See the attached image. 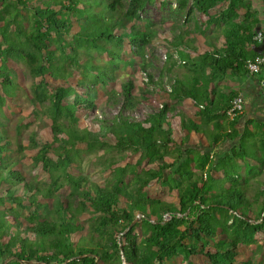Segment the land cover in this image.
I'll list each match as a JSON object with an SVG mask.
<instances>
[{
    "label": "trees",
    "instance_id": "trees-1",
    "mask_svg": "<svg viewBox=\"0 0 264 264\" xmlns=\"http://www.w3.org/2000/svg\"><path fill=\"white\" fill-rule=\"evenodd\" d=\"M157 1L0 0V109L20 85L13 59L26 64L33 79L36 117L52 119V139L39 144L32 133L27 146L20 138L22 117L14 126L16 149L0 127V264H195L194 258L203 264H264V127L256 128L257 136L246 128L231 150L215 152L240 135L236 125L244 97L220 83L250 73L247 61L261 55L255 39L259 13L250 0H176L185 25L197 10L205 27L224 26L222 45L197 57L183 37L175 48L162 49L167 61L176 62L172 66H187L194 79L185 83L170 76L168 98L190 100L199 121L174 114L166 100L145 119L134 120L126 113L152 105L155 92L149 87L158 85L162 92L164 85L148 72L157 71L146 53L155 31L141 17ZM224 2L225 10L212 12ZM127 66L147 75L139 96L134 74L119 80ZM206 75L208 87L201 89ZM59 79L65 84L52 88ZM112 82L117 88L108 92L109 100L118 103L122 95L121 111L111 122L95 117L97 131L81 127L80 116L98 107V92ZM240 97L243 110L230 113ZM192 133L208 144L202 138L191 143ZM28 147L37 149L33 168L42 166L49 185L14 162V153L24 155ZM100 149L119 152L105 163L111 170L105 185L81 174L82 156ZM253 184L258 187L251 195ZM159 188L168 198L153 196ZM252 245L254 254L243 260L241 247Z\"/></svg>",
    "mask_w": 264,
    "mask_h": 264
},
{
    "label": "rangeland",
    "instance_id": "rangeland-1",
    "mask_svg": "<svg viewBox=\"0 0 264 264\" xmlns=\"http://www.w3.org/2000/svg\"><path fill=\"white\" fill-rule=\"evenodd\" d=\"M159 1L154 3H149L146 6V9L141 13L142 19L145 21V25L147 28L151 31H155L153 35V41L146 47V53L150 56V62L155 63V68L157 69L156 73L154 72L153 68L148 69V72H154V75H158L160 73V70L163 68V65L166 64L165 59V51H163V41L162 37H160V33L163 34L165 31V28L161 26V24H164V18L166 17V14H161L159 9ZM177 7V5L175 6ZM170 16V11L167 10V17ZM189 44V43H188ZM126 56H129V51L126 50L125 52ZM142 62V60H137L136 63L139 65ZM150 62H148L150 64ZM10 65L15 68L18 72V80H19V87L18 91L15 94L14 98H7V102L4 105L3 108L0 109V127L1 129H6L7 131V137L12 139L13 141V148L16 149L17 145L15 140L17 139V133L14 129L15 124H17L21 119L25 118L22 121V127H21V140L25 145H29L28 139H26L30 134H35L37 142L39 144L50 141L52 139V119L48 116L39 115L36 117L35 111H34V105L31 102V96H32V84L33 79L28 74V67L26 64L19 62L17 60L10 59ZM151 67V66H150ZM176 73L178 75H182L181 80L185 83L193 82L194 79L191 75V73L188 71L187 66H176ZM175 67V68H176ZM166 71V70H164ZM134 74L136 78V84H137V94L138 96L142 93V90L146 87L144 83L147 84L148 78L147 75L144 73V70H136L132 66H127V69H121L119 74L120 78L119 80H125L128 74ZM156 75V76H157ZM171 72L164 73L163 80V89L162 92L159 89L158 85L152 84V86L149 87L150 91H153V97H152V105H148L146 103H142L137 109H135L133 112L126 113V116H130L134 120H143L145 119L150 113H153L160 108V105L163 104V101L169 100L173 106L177 103L175 100H172L170 98H167V95L171 88V84L168 82V78L170 76H173ZM159 80V77H158ZM74 79H71V82L74 83ZM65 84V81L59 79L52 84V88L55 86H62ZM120 84V82H119ZM118 84V85H119ZM201 89H206L209 84V79L206 76H204L201 80ZM144 87V88H143ZM117 88V84L115 82H112L110 87L103 89L98 92L97 97V104L98 107L92 112H85L86 114H83L80 116V126L81 127H90L92 122L95 120V117H102L107 119L109 122L113 121L114 117L121 111L123 106V96L119 95V102L114 103L113 101L109 100V94L110 90ZM155 94V95H154ZM176 102V103H175ZM176 105H180V103H177ZM158 107V108H157ZM177 107V106H176ZM42 109L40 106L37 107ZM179 107L177 110L179 111ZM23 117V118H22ZM31 122L32 124L29 127H24L23 124ZM93 129H96L97 127L91 126ZM181 135V134H179ZM85 145H82L84 147ZM16 151V150H15ZM37 149L36 148H27L25 154H21L20 152H15L13 155L14 162H17V166L19 168H22L25 170V172L36 179V181H39L43 183L42 186H47L51 182V178L47 172H45L42 168V166H38L37 168H33V157L36 155ZM52 157L55 155L52 153L50 154ZM119 157V152L110 149V151H106L104 149H100L98 151H93L87 154H84L82 156V172L81 174H84L88 177L89 181L97 182L100 185H105L108 183L111 170L105 169V163H107V160L115 159ZM129 161H135L136 157L133 155H129ZM21 161L20 164L18 162ZM254 172L256 171V168H252ZM72 172L75 173V175L80 174L77 170L72 169ZM258 185L253 184L252 192H256ZM158 192L153 194V196L159 197V198H168V191H163L160 188L157 189ZM70 192V187L67 185L62 191H61V197L65 199V196L68 195ZM153 193V192H152ZM77 203L75 202V205ZM81 221L83 222L85 226V231H88V221L89 214H84L81 217ZM77 239L79 234L75 236ZM254 247L252 246H242L241 247V258L243 260L251 257L254 254ZM264 249V248H263ZM258 261L262 260L260 256L257 257ZM195 264H203L201 263L198 258H194Z\"/></svg>",
    "mask_w": 264,
    "mask_h": 264
},
{
    "label": "crops",
    "instance_id": "crops-1",
    "mask_svg": "<svg viewBox=\"0 0 264 264\" xmlns=\"http://www.w3.org/2000/svg\"><path fill=\"white\" fill-rule=\"evenodd\" d=\"M159 1V9L160 13L164 14L162 10H164L166 17L164 18V24H161L165 31L160 33V37H162L163 45L167 50H171L174 47V44H178V39L183 37V41L185 43H189L192 45L190 49L191 56L197 57L198 53H202L205 50H214V47H219L222 45L224 41V37L222 34L220 35V26L211 25L205 27L203 15L198 12L197 10L194 13V21H191L189 24L185 25L183 22L184 16H181L175 7L176 0H166V4H162V0ZM252 8L255 12L259 13V17L261 19V25H263L262 21V2L263 0H250ZM227 2H224L221 7L217 10H213L212 12L225 10ZM167 10L170 11V16L167 17ZM243 12V11H241ZM164 14V15H165ZM205 31V34L202 33ZM194 47V48H193ZM257 52L264 55V44L261 43L259 48H257ZM167 54V51H165ZM174 60L166 61V64L163 65V68L160 70V73L155 77L158 79L164 78V73H172L173 76L182 78V75H178L175 71L177 69L176 66H172L174 64ZM168 66V69H164V67ZM176 67V68H175ZM179 67V66H178ZM166 70V71H164ZM156 73V71L154 70ZM221 87H224L225 90L234 89L239 91V93L244 97L245 100V109L243 112L242 118L239 120V123L236 127L239 129L240 135L235 139V141H231L226 139L222 142L219 146L215 148V152L219 154H224L231 150L233 146L236 145L241 135L245 132L246 128H249L251 131L256 133V136L260 134L258 132V128L264 127V70L259 74H244L239 76H227L225 80L220 83ZM168 98V95H167ZM166 101H169L168 99ZM180 105H176L177 103ZM176 104L173 106L175 107L174 114H181L184 113L186 116L199 121L196 117L195 112L196 108L190 100H184L182 102H178L176 100ZM177 106V107H176ZM180 108L179 111L177 108ZM247 122V123H246ZM248 122L250 124H248ZM179 124V122H178ZM257 128V129H256ZM179 134L182 135V132ZM202 138L204 145L208 144V140L205 136H197L195 133L191 134V143L197 144L199 139Z\"/></svg>",
    "mask_w": 264,
    "mask_h": 264
},
{
    "label": "built area",
    "instance_id": "built-area-1",
    "mask_svg": "<svg viewBox=\"0 0 264 264\" xmlns=\"http://www.w3.org/2000/svg\"><path fill=\"white\" fill-rule=\"evenodd\" d=\"M262 21L263 25L259 28L255 35V39L261 44H264V0L262 4ZM166 57V56H165ZM246 68L251 74H259L264 70V55L261 54L257 56L254 60H248L246 64ZM234 108L230 111L232 113L234 110L238 109L240 112L243 110V99L240 97L234 101ZM163 105H160V108H162Z\"/></svg>",
    "mask_w": 264,
    "mask_h": 264
}]
</instances>
